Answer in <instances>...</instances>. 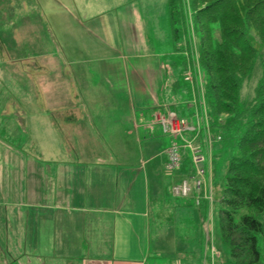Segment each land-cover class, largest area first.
<instances>
[{"label": "rangeland", "instance_id": "1", "mask_svg": "<svg viewBox=\"0 0 264 264\" xmlns=\"http://www.w3.org/2000/svg\"><path fill=\"white\" fill-rule=\"evenodd\" d=\"M251 33L259 56L240 90L245 108L263 77L264 43ZM173 36L168 0H0V264H65L57 251H32L27 242L31 216L46 215L41 202L50 182L49 199L59 208L58 167L65 180L79 178L81 198H86L91 196L86 185L92 187L96 178L88 172L104 164L128 169L137 187L143 183L149 191L150 260L158 254L183 257L190 253L188 246L196 257L211 258V238L218 249L215 264H236L222 239L220 211L229 160L238 150L245 118L230 127L217 126L213 135L223 139L212 145L202 133L207 168L209 151L214 156L208 205L204 199L198 205L194 192H173L179 168L166 169L167 148L179 143L181 165L193 167L183 138L164 131L159 120L153 129L147 127L155 113H166L164 105L183 104L190 117L181 103L190 102L189 94H183L188 84L184 32ZM190 38L194 55L197 39ZM194 69L204 88L202 72ZM112 180L114 205L118 191ZM139 195L137 189L130 192L120 210L131 212L135 206L139 211L133 205ZM252 213L264 223V212ZM47 228L54 230L53 225ZM259 244L261 258L253 264H264V235Z\"/></svg>", "mask_w": 264, "mask_h": 264}, {"label": "trees", "instance_id": "2", "mask_svg": "<svg viewBox=\"0 0 264 264\" xmlns=\"http://www.w3.org/2000/svg\"><path fill=\"white\" fill-rule=\"evenodd\" d=\"M168 4L173 39L184 32V50L193 66V45L187 38L196 36L211 127H230L245 118L238 150L228 164L220 221L234 262L253 264L261 258L259 239L264 235V223L252 213L264 212V55L263 77L246 108L240 104V90L259 56L251 32L264 43V0H168ZM241 209L249 211L241 214ZM79 262L69 259L67 264Z\"/></svg>", "mask_w": 264, "mask_h": 264}, {"label": "crops", "instance_id": "3", "mask_svg": "<svg viewBox=\"0 0 264 264\" xmlns=\"http://www.w3.org/2000/svg\"><path fill=\"white\" fill-rule=\"evenodd\" d=\"M187 58L188 62L184 61V78L186 81L185 84H188H186L187 88H183V94H189L190 102L182 100L181 103L187 104L190 117L184 114L186 112V107L183 104H179V106H177V103H175L176 106L173 104L170 106L164 105V107H162L166 113L162 115L155 113V120L147 123V127L153 129L154 124H160L156 116L170 114L175 117L188 119L192 127L184 132V145L182 147L184 153H186V155L189 154L191 157L190 149L184 148L185 141L191 140L193 143H196V146L202 151L201 143L203 141L201 137L205 129L203 127L204 118L198 92L200 84L196 81L195 69L188 54ZM175 65H177V63H175ZM188 68H190V71H188ZM189 76L191 77L189 78ZM176 83V85H179L177 81ZM177 108L182 111L181 114ZM212 130L214 129L212 128ZM215 130H217L216 127ZM211 154L212 152L209 151V166L206 173L205 187L206 191L210 193L213 192L212 164L214 161V156ZM188 158L189 157H187V159ZM167 160L168 158H166V161ZM189 165L190 163H187L179 167L175 175V183H178L183 177L191 174L192 169ZM120 170L126 171H124V174H118L117 172ZM60 173L61 169L58 167V174L55 180L57 182L56 187L60 182L61 189L57 187V191L55 190V199L62 198L59 202V208H57V201L53 205L49 199V187L53 184L50 182L49 185L46 184V195L41 202L45 208L43 211L46 215L36 214L35 216H31L32 228L27 232V242L32 251L33 248H35L37 252H45L48 253V255L49 253L57 251V253H60L65 259V264L68 263L69 259L76 260L77 258L80 259L79 264H215L214 258L218 253L213 256L211 250V258L207 255L204 258L201 256L196 257L191 246H188L189 248L187 247V251L190 253L187 252L183 257L177 254L174 258H170L169 256L158 254L153 256L150 260L152 247L150 245V225L148 221L150 217L149 191L145 190L143 183L137 187L133 177L131 178V176H129L128 169L115 168L108 164L96 165L94 168L90 169L88 173L96 178L92 182V187L88 184L86 185V188L91 192V196L86 198H81V181L79 178H75L73 175L72 178L68 177L69 179L65 180L64 176L60 175ZM208 173L209 177L207 176ZM112 178H115V190L118 191V196L115 191L114 205H112V196H110L114 189ZM130 179L133 180L131 181ZM136 189L140 195L135 199L133 205H137L140 210L136 211L135 206H131L133 209L131 212L120 210L129 199L130 192ZM120 192L122 194H120ZM194 194H196V192H194ZM203 199L205 205H208V200L205 198H202L201 204L203 203ZM94 201L102 205L95 209L90 207V202L95 206ZM117 205H120V208H118ZM57 209L65 210V212L61 211V213L47 214L48 210ZM53 220H55V222L52 224ZM52 225L54 230L47 228ZM209 228H207L208 232ZM16 233L20 234V231ZM210 240H212L211 245H214L213 239L210 238Z\"/></svg>", "mask_w": 264, "mask_h": 264}, {"label": "built area", "instance_id": "4", "mask_svg": "<svg viewBox=\"0 0 264 264\" xmlns=\"http://www.w3.org/2000/svg\"><path fill=\"white\" fill-rule=\"evenodd\" d=\"M195 59L197 67L200 71L199 62H198V55L195 51ZM202 76V75H201ZM191 76H189L190 78ZM202 83L200 82L199 86V94L200 97V104L201 109L203 113V122H204V129L207 134V142L209 145H212L215 141L222 140L221 135H213L211 131L210 126V120H209V112H208V106L207 101L205 97V91L202 87ZM160 117V118H159ZM157 120L160 121L164 131L170 133L175 138H183L184 132L187 131L191 126L188 119L175 117L173 115H164V116H157ZM185 149H190L192 154V172L187 177H184L179 183H177L175 186H173V192L174 194L178 196H188L191 192L197 191L200 192L203 189L204 197H206V173H207V167L205 166V156L201 153V150L199 147H197L194 143L191 141H185ZM168 160L166 163V169L169 172H172L176 169H178L181 165V161L183 159V155L181 153V145H179L177 142H174L168 149ZM200 203V199L197 198V204ZM218 253L216 247L212 246V254L215 256V254Z\"/></svg>", "mask_w": 264, "mask_h": 264}]
</instances>
